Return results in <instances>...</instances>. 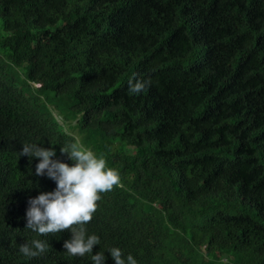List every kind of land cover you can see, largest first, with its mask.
I'll return each mask as SVG.
<instances>
[{
	"label": "trees",
	"instance_id": "16d2710c",
	"mask_svg": "<svg viewBox=\"0 0 264 264\" xmlns=\"http://www.w3.org/2000/svg\"><path fill=\"white\" fill-rule=\"evenodd\" d=\"M24 144L118 170L85 225L103 264L112 247L137 264H264V0H0V264H93L67 254L69 230L25 228L28 199L56 184ZM33 239L51 248L26 258Z\"/></svg>",
	"mask_w": 264,
	"mask_h": 264
},
{
	"label": "clouds",
	"instance_id": "9594fccd",
	"mask_svg": "<svg viewBox=\"0 0 264 264\" xmlns=\"http://www.w3.org/2000/svg\"><path fill=\"white\" fill-rule=\"evenodd\" d=\"M129 94L145 92L152 85L151 78L129 80ZM73 164L53 159L56 152L53 148H44L37 144H24L19 156L36 157L39 162L35 166L37 176H45L55 182L56 187L49 192H41L29 198L26 209L25 228L38 235H56L62 230H69L71 238L65 240L63 248L72 257H83L92 254L93 246L100 244V238L87 235L85 225L93 218L97 209V201L105 192L111 191L120 183L118 170L106 167V160L91 151L78 148L75 144L60 148ZM75 226V227H74ZM48 241L33 239L19 246V252L26 258L43 255L50 249ZM115 264H137L129 254L123 257L121 249H107ZM93 264H103L104 252L91 255Z\"/></svg>",
	"mask_w": 264,
	"mask_h": 264
},
{
	"label": "rangeland",
	"instance_id": "374dc122",
	"mask_svg": "<svg viewBox=\"0 0 264 264\" xmlns=\"http://www.w3.org/2000/svg\"><path fill=\"white\" fill-rule=\"evenodd\" d=\"M56 115V114H55ZM57 116V115H56ZM57 118L60 120V118L57 116ZM42 260H45V259H42Z\"/></svg>",
	"mask_w": 264,
	"mask_h": 264
}]
</instances>
